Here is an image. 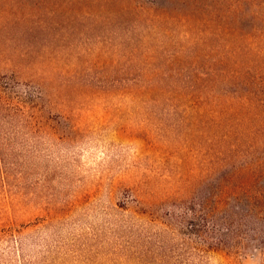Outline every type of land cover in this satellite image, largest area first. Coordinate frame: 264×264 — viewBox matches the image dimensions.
I'll use <instances>...</instances> for the list:
<instances>
[{
	"label": "rangeland",
	"instance_id": "rangeland-1",
	"mask_svg": "<svg viewBox=\"0 0 264 264\" xmlns=\"http://www.w3.org/2000/svg\"><path fill=\"white\" fill-rule=\"evenodd\" d=\"M139 1L0 0L42 48L0 52V264H264V79L242 119L196 121L202 92L147 90L119 34L186 5Z\"/></svg>",
	"mask_w": 264,
	"mask_h": 264
},
{
	"label": "trees",
	"instance_id": "trees-1",
	"mask_svg": "<svg viewBox=\"0 0 264 264\" xmlns=\"http://www.w3.org/2000/svg\"><path fill=\"white\" fill-rule=\"evenodd\" d=\"M180 1L186 5L185 9L176 10L175 13L167 12L160 4L158 7L161 10L152 6L156 15L151 16L150 20H182L181 28L155 23L127 27L119 32L125 60L139 63L142 69L136 78L142 82L140 85L148 87L147 90L164 81L167 84L165 89L175 94H184V90L202 92L189 104L192 110L190 115L196 121L219 124L242 119L239 109L244 110L260 102L243 91L254 92L264 79V62L255 66L251 64V59L255 57L264 58V49L252 47L254 37L264 35L263 29L257 25L264 20V0ZM131 2L128 0L129 10L126 11L133 12L136 19L146 18L142 13L133 11L140 1ZM151 3H154L153 0ZM13 31H17L18 36L26 34L28 37L22 39L24 42L15 43L13 32L0 28L3 38H0L3 43H0V52L9 46L13 53L7 58L9 62L24 61L42 51V48L38 50L34 46L33 31L28 28ZM42 47L45 48L44 45ZM9 87L12 88L13 84L0 82V99L5 91L3 89ZM207 95H212L214 99L227 95V102L208 100L211 105L204 106ZM231 100L235 105H231Z\"/></svg>",
	"mask_w": 264,
	"mask_h": 264
}]
</instances>
